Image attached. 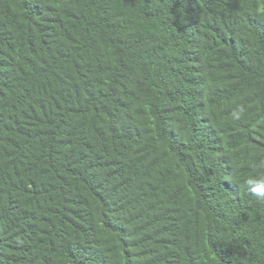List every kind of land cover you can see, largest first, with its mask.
<instances>
[{
  "label": "trees",
  "instance_id": "trees-1",
  "mask_svg": "<svg viewBox=\"0 0 264 264\" xmlns=\"http://www.w3.org/2000/svg\"><path fill=\"white\" fill-rule=\"evenodd\" d=\"M256 187L264 0H0V264H264Z\"/></svg>",
  "mask_w": 264,
  "mask_h": 264
},
{
  "label": "clouds",
  "instance_id": "clouds-1",
  "mask_svg": "<svg viewBox=\"0 0 264 264\" xmlns=\"http://www.w3.org/2000/svg\"><path fill=\"white\" fill-rule=\"evenodd\" d=\"M236 115H239L238 113ZM248 183H252L251 181H249ZM254 194L256 195H264V193H262L261 188L260 187H256L255 189H253Z\"/></svg>",
  "mask_w": 264,
  "mask_h": 264
}]
</instances>
